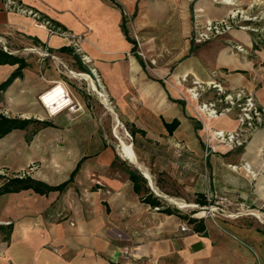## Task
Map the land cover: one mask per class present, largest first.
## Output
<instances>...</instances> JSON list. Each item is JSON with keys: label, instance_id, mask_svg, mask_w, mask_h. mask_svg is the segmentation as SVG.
Returning <instances> with one entry per match:
<instances>
[{"label": "crops", "instance_id": "crops-1", "mask_svg": "<svg viewBox=\"0 0 264 264\" xmlns=\"http://www.w3.org/2000/svg\"><path fill=\"white\" fill-rule=\"evenodd\" d=\"M17 1L83 37L82 51L119 117L143 131L135 132L133 144L144 171L131 162L134 168L129 167L109 146L98 147L91 103L95 101L83 94L69 74V70L87 72L88 66L68 38L50 34L0 0V46L27 63L0 95L15 108L16 117L49 122L29 135L27 128L14 129L0 138V171L56 185L75 170L61 191L39 194L27 189L0 195V264H264V230L257 225L202 219V231L188 223L193 231L182 232L179 226L188 221L184 215L190 214L159 209L169 206L163 195L204 205L206 192L215 191L233 207L264 214V165L258 156L264 146V126L241 147L230 148L211 137L212 149H207L195 113L199 101L187 90L192 80L203 83L216 78L227 88L252 91L264 105V80L259 83L260 77L256 78V57L224 45L233 40L250 50L253 37L234 28L221 40L191 41L194 15L218 18L226 15L228 4L213 0ZM126 13L132 15L130 24L124 21ZM124 24L144 51L143 60L125 35ZM40 48L49 53L44 59L36 51ZM16 66L0 65V83ZM65 92L81 106L70 117L63 109L70 101L63 97ZM210 97L211 91L201 95L202 100ZM174 119L178 124L169 131L164 123ZM202 119L209 129L236 127L233 112L211 119L202 115ZM242 161L250 163L256 177L241 168L231 169V164ZM27 168L31 171L25 173ZM131 172L145 179L138 183V193L129 178ZM144 186L163 206L151 207L142 201ZM115 229L134 236V261L122 260Z\"/></svg>", "mask_w": 264, "mask_h": 264}, {"label": "built area", "instance_id": "built-area-1", "mask_svg": "<svg viewBox=\"0 0 264 264\" xmlns=\"http://www.w3.org/2000/svg\"><path fill=\"white\" fill-rule=\"evenodd\" d=\"M6 7L9 10L31 17L36 25L45 27L50 34H57L68 38L69 45L72 47L73 51L79 55L80 61L84 65L88 66V70L91 74L90 75L86 72H74V75L82 77L83 79V75L91 76L97 87L105 93L107 101L112 102L103 86H99L101 81L96 69L90 66L91 60L89 56L82 51L81 43L83 41V37L81 35L68 32L44 16L38 10H35L17 0H6ZM236 17L237 12L227 13L226 15L218 18L205 19L200 17V15H194L190 32L191 41L195 44H203L228 33L234 28L242 27L237 25L238 21L236 20ZM33 49L35 50V48ZM36 51L41 59H44L46 55H49L45 48L36 49ZM137 54L143 56L141 52H137ZM51 57L54 58V56ZM150 62L152 63L151 60ZM59 65L62 66L61 63H59ZM59 71L62 72L61 67L59 68ZM71 72L72 71L69 70V74H72ZM251 79L255 81L256 78L255 76H252ZM91 90L97 94L95 89ZM187 90L192 99L199 101L197 108L195 109V113L204 129L203 139L207 149H212V147L209 146V140L211 137H213L218 144H223L230 148L241 147L254 131L264 126V105L260 104L255 94L248 89L227 88L223 82L213 78L203 83L198 82L197 80H192L191 85ZM207 91L212 92V97L207 100H202L201 95ZM63 97H65V99H67V97L70 98L69 103L65 104L66 106L63 109L66 108L68 111L75 112L81 108L78 102H73L68 92H65ZM98 99L102 102L99 97ZM229 112H233L236 119V127L232 130H223L218 128L209 129L202 119V115L211 119L217 118ZM258 156L261 164L264 165V146L260 148ZM230 167L233 170L241 168L251 178H254L257 175V171L247 161H242L239 164H231ZM23 175L24 174L22 173L19 176ZM205 198L207 204L199 207L203 214L197 216V218L211 216L215 211L219 212L221 215H236L227 214L223 208V205H226L229 202L225 196H221L215 191H208L205 194ZM190 216H192V214H190ZM179 229L182 232L193 231V228L188 224V221L181 222ZM122 253L128 254V248L125 247Z\"/></svg>", "mask_w": 264, "mask_h": 264}, {"label": "rangeland", "instance_id": "rangeland-1", "mask_svg": "<svg viewBox=\"0 0 264 264\" xmlns=\"http://www.w3.org/2000/svg\"><path fill=\"white\" fill-rule=\"evenodd\" d=\"M213 2L228 4L229 9L227 13L237 12V17H236V20L238 21L237 25L242 26L239 28L237 27V30L245 32L249 34L251 37H253V40L251 41L250 50L246 49L242 44L235 42L233 40L229 41V43L228 42L225 43L224 45H227V47H229V49L232 51L248 53L251 56L256 57L255 58L256 78L258 80V77H260L259 78V83H260L261 79L262 81L264 80V69H263L264 67V0H213ZM126 16L128 18L127 22L128 24H130L129 22H131V16H132L131 13H126ZM227 34L228 33L220 37L214 38L210 41H213L215 39L221 40L222 38L227 37ZM136 51H138L139 53L143 52V56L139 54V57L143 60L145 58L144 51H142L139 48V45L137 44V42H136ZM71 73L72 75H74L73 71ZM86 73L90 74L89 71H87ZM72 75H70L71 76L70 78H72V80H75L76 82L79 83V85L82 87L81 90L83 94H85V96H88L89 98H92L95 101L91 103L93 104V117H95L97 121L96 140H97L98 147L100 148L102 146L104 147L109 146L110 148H112L114 153H117L119 158H124L123 159L124 163L126 162L129 164V167L134 168V165L129 163L130 162L129 159L127 158V156L125 155V153L122 151L121 147L118 144L120 143L121 138H123L126 142L131 143L134 149L136 148V144H133V139L131 135L129 134L128 129L125 127L123 121L119 117L112 102L102 103L99 101L98 99L99 95L96 94L91 89H95L96 91H102V90H100V88L96 86L94 79L91 76L83 75L84 79H86L84 80L82 77H79V76L73 77ZM40 101L43 104L41 97H40ZM35 104L38 107L37 103ZM43 106L45 105L43 104ZM13 109L15 110V108H12L6 104V102L3 99V94L0 95V112L6 116H12V115L16 116ZM72 115H73V112L68 111L67 109V116L70 117ZM36 116L38 115H35V117ZM31 117L34 118L33 116ZM40 128L42 127H40L39 124L31 123L27 127V129H29L28 135L31 132L35 133ZM94 140L95 139L92 138V141ZM30 171L31 169L27 168L25 170V173L30 172ZM5 173H7V177L11 176L9 175V172L2 171V170L0 171V174L2 175H4ZM154 190L158 193V190L156 188ZM158 194H161V193H158ZM162 198H164L165 202L169 206L170 205L175 206L177 207V210L185 214L187 213L192 214V216L195 218L199 216L197 213L200 211L199 207L202 206V204L201 205L191 204V203L188 204L182 200H175V199L170 198L169 196H164V195L162 196ZM178 202H183L185 203V205L180 206ZM223 208L225 209L227 214H236V215L235 216L234 215H231V216L221 215L219 212L215 211L211 216H206V217H203L202 219H212L213 221L221 220L224 222L234 221L235 223L239 225L253 224V225H257L259 228H262L264 230V214H260V213L258 214L256 212L254 213V211H252L248 207H242V208L233 207L232 205H229V204L223 205ZM115 221H118V220H115ZM115 225H117V223H115ZM114 241H115V245L119 247L122 260L128 261V262L134 261L133 259L136 253L135 244H134L135 243L134 236L132 237L126 236L124 233L121 232V229H119V231L115 229L114 230ZM125 247L128 248L129 250L128 254L122 253Z\"/></svg>", "mask_w": 264, "mask_h": 264}, {"label": "trees", "instance_id": "trees-1", "mask_svg": "<svg viewBox=\"0 0 264 264\" xmlns=\"http://www.w3.org/2000/svg\"><path fill=\"white\" fill-rule=\"evenodd\" d=\"M124 21L127 22V20H124ZM123 29L125 31V35L127 36V38H129L134 43V50H135L136 49L135 39L130 38L125 24L123 25ZM136 55L139 57L138 54ZM4 64H9V65L17 64V66L9 74V76L0 83V93L5 91V89L10 85V83L16 77L21 75L22 69L27 66V63L23 57L14 55L4 50L0 46V65H4ZM31 123L39 124L40 127L49 125V122L44 119L39 120V119H35L32 117H29V118H21V117H16V116L11 117V116H6L0 112V138L5 136L7 133H9L10 131L14 129H26ZM164 124L167 127V129H169L170 131L177 126L178 120L174 119L172 122L170 123L165 122ZM124 125L128 129V132L131 135L132 139L134 138V134L136 131H140V133H143V131L137 130L135 129L134 126H129L127 123H124ZM74 173H75V170L71 172L67 180L59 184H56V185H49L41 180L34 179L29 175H23V176L13 175V176L7 177V176L0 174V195L6 194V193L19 192L21 190H27V189L33 190L34 192L39 193V194H46L50 191H61L72 180ZM129 178L133 182L134 191L138 193L140 190L138 187V183L141 181L145 183V179L140 174H137L134 172L130 173ZM145 193L146 195L142 198V201L144 203L149 204L151 207L163 206V201L159 197L152 194L147 186L145 187ZM159 209L160 211L167 213V214L179 213V211L176 208H172L170 206H166L164 208H159ZM184 216L187 218L188 223L193 225L195 230L202 231L204 229V223H203L202 218H195L190 215L189 216L184 215ZM113 264H118V263H113Z\"/></svg>", "mask_w": 264, "mask_h": 264}, {"label": "bare ground", "instance_id": "bare-ground-1", "mask_svg": "<svg viewBox=\"0 0 264 264\" xmlns=\"http://www.w3.org/2000/svg\"><path fill=\"white\" fill-rule=\"evenodd\" d=\"M100 86H101V84H100ZM97 94L99 95V98L101 99L102 103L103 102L108 103L107 97H106V95H105V93L103 91H97ZM40 97H42V95ZM49 114H51V112ZM118 145L121 147L122 151L125 153V155L129 159V161L131 163L135 164L137 166V168H140L141 170L144 171V169L142 168V164H140L138 162V160H137V157L135 155V151H134L133 145L131 143L126 142L123 138H121L120 143ZM178 204L180 206H184L185 205V203H183V202H178ZM197 214L198 215H202L203 213H202V211H199Z\"/></svg>", "mask_w": 264, "mask_h": 264}]
</instances>
